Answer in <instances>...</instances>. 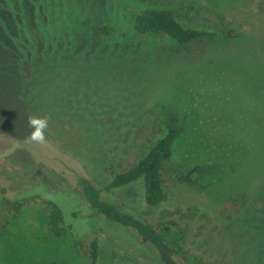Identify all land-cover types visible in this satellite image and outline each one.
Returning a JSON list of instances; mask_svg holds the SVG:
<instances>
[{"label": "rangeland", "instance_id": "374dc122", "mask_svg": "<svg viewBox=\"0 0 264 264\" xmlns=\"http://www.w3.org/2000/svg\"><path fill=\"white\" fill-rule=\"evenodd\" d=\"M52 2L55 21L67 29V45L56 37L54 56L41 57L37 67L27 57L17 94H9L10 78L0 76V184L12 193L44 185L51 193L80 195V178L105 181L107 161L116 149L128 147L126 136L139 119L159 116L163 121L173 111L184 129L174 146L173 163L184 170L217 166L204 192L170 189L176 205L204 208L206 224L187 227L176 216L149 210L141 183L117 191L111 201L168 227L166 238L175 249L182 248L189 264H264V0ZM144 6L171 8L188 27L224 31L206 41L198 57L171 58L162 51L174 45L167 38H137L134 18ZM103 26L111 28L110 35L101 33ZM39 100L55 116L78 119L74 126L66 122L80 138L87 136L76 150L61 144L46 127L36 126ZM245 194L247 207L218 228L210 208L228 207ZM63 196L59 201L67 200L65 207L70 208L68 196ZM49 212L40 201L23 209L0 240V264H86L70 230L61 238L51 234ZM87 214L94 216L92 210ZM201 224L206 227L201 229ZM108 231L105 227L100 235V264L150 259L145 250L119 251Z\"/></svg>", "mask_w": 264, "mask_h": 264}, {"label": "trees", "instance_id": "16d2710c", "mask_svg": "<svg viewBox=\"0 0 264 264\" xmlns=\"http://www.w3.org/2000/svg\"><path fill=\"white\" fill-rule=\"evenodd\" d=\"M50 1L0 0V76L10 78V95L17 94L23 87L21 82L24 61L29 58L28 62L37 67L42 64L39 60L41 57L47 59L54 56L52 53L57 51L54 41L56 37L67 40V29L60 27L55 21L57 18L56 13L54 14V2L51 4ZM263 16L260 15V18L264 24ZM221 20L224 22L223 18ZM133 28L140 41L159 36L167 38L174 45L163 47L164 54L187 60L198 57L202 45L208 40L219 38L224 31V27L219 31L188 27L173 9L146 6L138 10ZM261 30L264 33V29ZM100 31L107 36L110 35L111 28L103 26ZM60 50L65 51L63 47ZM43 105V100L35 103L36 126L46 127L55 133L61 144L76 150L75 147L80 145V141L87 138L86 135H81L80 138L74 127L68 126H74L78 119L55 116ZM14 120L17 122L15 117ZM138 124L134 132L126 136L125 142L130 140L128 147L116 149L114 156L107 161L108 165L104 169L105 181L96 183L85 177L79 179L80 195L75 192L51 193L44 185L12 193L6 185L0 184V240L7 235L13 220L20 217L26 206L40 201L50 207L48 220L51 234L61 238L70 230L74 248L86 264H100V235L105 232V227L109 228L108 232L116 239L119 251L128 252L135 248L137 252L145 250L149 253L148 261L137 257L135 261L120 260L115 264H189L182 254V248L175 249L166 238L164 232L170 230L168 227L162 228L163 224L160 222L151 223L147 218L125 212L110 198L125 187L141 183L144 204L149 210L176 216L189 227L191 223L204 222L207 213L199 206L176 205L172 202L170 189L204 192L208 188L206 179L217 172V166L196 165L184 170L173 163L174 146L184 133L176 112L168 111L163 121L157 116L139 119ZM76 130L78 131L77 128ZM71 152L83 162L76 151ZM66 195L71 204L70 208L65 207L67 200L61 203L58 199ZM248 200L245 194L232 201L228 207L215 210L210 208L212 216L219 221L217 227L219 228L221 222L240 215L247 207ZM89 210L94 212V216L86 215ZM92 219L98 223H93ZM205 227L200 225L201 229ZM90 232L93 235L89 236Z\"/></svg>", "mask_w": 264, "mask_h": 264}]
</instances>
